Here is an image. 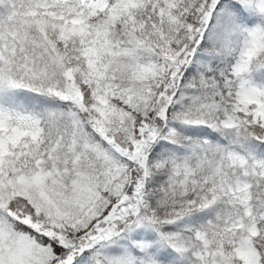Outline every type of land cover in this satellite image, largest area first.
I'll list each match as a JSON object with an SVG mask.
<instances>
[{"label": "snow or ice", "instance_id": "obj_1", "mask_svg": "<svg viewBox=\"0 0 264 264\" xmlns=\"http://www.w3.org/2000/svg\"><path fill=\"white\" fill-rule=\"evenodd\" d=\"M0 264H264V0H0Z\"/></svg>", "mask_w": 264, "mask_h": 264}]
</instances>
